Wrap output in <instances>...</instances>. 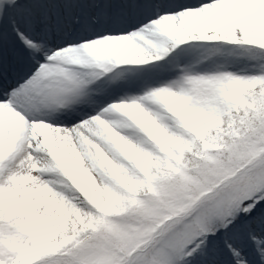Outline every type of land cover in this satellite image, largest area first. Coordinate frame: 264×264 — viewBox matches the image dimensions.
<instances>
[{"label": "snow or ice", "instance_id": "1", "mask_svg": "<svg viewBox=\"0 0 264 264\" xmlns=\"http://www.w3.org/2000/svg\"><path fill=\"white\" fill-rule=\"evenodd\" d=\"M0 264H264V0H0Z\"/></svg>", "mask_w": 264, "mask_h": 264}]
</instances>
